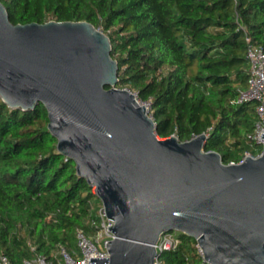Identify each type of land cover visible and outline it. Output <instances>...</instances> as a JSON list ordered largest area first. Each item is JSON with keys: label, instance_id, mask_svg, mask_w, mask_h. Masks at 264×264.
Here are the masks:
<instances>
[{"label": "trees", "instance_id": "trees-1", "mask_svg": "<svg viewBox=\"0 0 264 264\" xmlns=\"http://www.w3.org/2000/svg\"><path fill=\"white\" fill-rule=\"evenodd\" d=\"M13 24L87 21L104 32L118 63L117 88L151 100L155 134L179 141L208 133L204 151L224 164L259 147L248 136L256 103L231 102L247 86V43L264 49V0H0ZM105 88H109L105 86ZM47 110L11 108L0 99V254L24 264L36 254L77 257L75 231L92 236L101 201L58 153ZM157 264H207L196 240L172 234Z\"/></svg>", "mask_w": 264, "mask_h": 264}, {"label": "water", "instance_id": "water-1", "mask_svg": "<svg viewBox=\"0 0 264 264\" xmlns=\"http://www.w3.org/2000/svg\"><path fill=\"white\" fill-rule=\"evenodd\" d=\"M110 51L87 21L13 24L0 1V99L23 111L43 104L58 153L112 221L109 256L87 264H155L171 231L194 238L208 264H264V151L224 164L204 151V133L157 137L144 106L116 87Z\"/></svg>", "mask_w": 264, "mask_h": 264}, {"label": "built area", "instance_id": "built-area-1", "mask_svg": "<svg viewBox=\"0 0 264 264\" xmlns=\"http://www.w3.org/2000/svg\"><path fill=\"white\" fill-rule=\"evenodd\" d=\"M245 41L247 43L245 57L248 61V77L247 86L241 90L239 94L231 100L233 104H241L247 101H254L256 103L255 112L257 120L254 125L253 133L248 136V139L253 141L260 152L255 155L259 156L264 151V139L260 138V134L264 132V49L261 45L251 43L250 37L245 33ZM133 94L134 100L139 106H144L145 113L151 116V100H141L137 97L135 92L124 88ZM208 136V133L205 134ZM193 138V137H192ZM253 156L249 152H246L238 162H229V164H235L242 162L246 157ZM100 222L94 234L88 236L86 232L77 228L75 231V241L77 257H72L65 248L61 247L60 257L56 262L48 261L44 256L36 254L29 260H25L24 264H87L89 257H108V251L106 243L113 238V233L108 228V225H112V221L105 216L103 206L101 204L98 210ZM177 240L169 233L161 234L155 245L156 252L170 249L175 247ZM199 253L202 256L200 247L196 244ZM0 264H10L5 254H0ZM155 264H157L155 260Z\"/></svg>", "mask_w": 264, "mask_h": 264}, {"label": "rangeland", "instance_id": "rangeland-1", "mask_svg": "<svg viewBox=\"0 0 264 264\" xmlns=\"http://www.w3.org/2000/svg\"><path fill=\"white\" fill-rule=\"evenodd\" d=\"M175 232H179V231H171L169 232L170 235L174 234ZM208 264V263H207Z\"/></svg>", "mask_w": 264, "mask_h": 264}]
</instances>
